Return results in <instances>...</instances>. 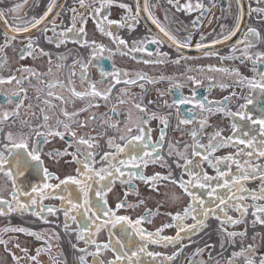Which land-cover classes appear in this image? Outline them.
<instances>
[{
  "label": "flooded vegetation",
  "instance_id": "1",
  "mask_svg": "<svg viewBox=\"0 0 264 264\" xmlns=\"http://www.w3.org/2000/svg\"><path fill=\"white\" fill-rule=\"evenodd\" d=\"M119 3H126L130 5L133 10L136 7V0H118ZM185 0H181L184 3ZM193 5H195L196 0H191ZM204 5L203 10H196L188 13L186 10L181 9L177 11L175 7L168 3V0H148V5L153 15L159 19L161 24H163L178 40L184 41L185 37H191L190 46L186 48L187 52L178 51L175 45L171 44L163 34L159 32V29L152 21L145 19L140 16L139 23L135 25L134 28L128 29L121 27L116 29L113 27L114 35H119L124 39L129 47L133 46V41H142L145 39H150L152 36H160L164 43L162 45L148 44L147 51L145 52H130L128 55H123L121 52L116 51V45L112 43L111 39L103 34H101L94 23V20L88 16V12L91 11V7H81L79 0H55V5L53 11L49 13L48 17L45 19L44 23L37 28L31 29L30 32L12 33L11 27L20 26L23 27L24 21L30 20L33 17L39 18L48 9V5L52 3V0H0V11L4 12V19L0 20V46L3 47V52L0 53V78L7 79V77L17 75L19 69L22 67H28L29 60L35 58H44L42 63H38L39 74L34 77L33 74L29 73L27 76L19 75V79H22L26 83V88L31 93L28 94L26 100L32 103V108L29 109L28 113L20 112L18 117L22 118L24 121H28L29 124L35 126L37 124L43 123L42 113L39 111L40 108H45L47 111V106L43 103L44 98H46V93L48 91V84L55 83L56 87L53 91L63 94L71 102L67 104H62L59 100L54 98H48L52 100V103L56 105L52 111L55 116L64 120L65 118L61 115V108L68 112H74L82 108H87L86 111L79 112V115L75 117L76 120L87 121V126L84 128H78L73 124V128L76 130L77 135H83L85 138L89 134L96 137L100 147L92 149V151L97 152L102 155L104 151H109L107 146L108 137H119L121 134L125 123L131 119L136 120L139 116H145L144 113L139 112L135 108V104L139 103L147 108V114L151 115L156 113L158 116L167 117L169 124L166 129V139L163 145L161 154L171 165L173 175L175 177L180 176V170L176 168L173 160L174 156H168V141L173 143L179 142L182 148L185 143H191V137L189 136V130L192 128L199 129V121L206 118L207 123L203 129V136L200 140L201 143L207 144L209 137L216 130L222 129V135L228 137L232 135L231 129V118L225 116L223 113L216 111V107L219 105L216 102H223L225 97H228L226 103V108L236 111L239 104L244 103L242 96H248L250 89L247 86H241L238 77L230 72H221L210 70L218 68L237 69L241 76L252 78L254 73L252 71L254 65L251 60L245 59L242 54L244 51V43H238L244 40V32L247 31L249 27L257 29L262 36H264V15L257 11H252L253 9L261 8L264 9V0H241L240 5H237L236 0H201ZM20 4V7L16 12L10 11L15 5ZM87 5H93V0H86ZM154 6V7H153ZM73 9L76 12H73ZM110 15L109 19L119 20L121 16L124 15V10L119 8L117 4H114L109 9ZM83 14L85 23L82 25L80 22V15ZM165 14H167V20L165 19ZM240 15V26L235 36H232L225 44L210 50L215 52L216 55L205 56L203 52L199 54H189V48H196L197 43L208 44L212 43L213 40H223V36L229 34L230 31L235 29L237 23V16ZM75 17V20H74ZM195 26H193V22ZM149 22V23H148ZM53 25H56V33L63 31L67 28H73V31L69 33V39L64 43H61L57 47V43L54 40L49 43L45 36L53 37L52 32ZM74 26V27H73ZM84 27V34L77 35L79 28ZM105 27H108L105 23ZM47 28L48 31L45 32L44 29ZM8 32L9 37L15 35L16 39L11 40L7 46H5V33ZM203 37V40H201ZM29 38L34 41L33 55L29 56L25 54L23 59L20 58V52L22 48H25ZM79 41V42H77ZM84 41H95L97 44H102L107 49H111L112 52L105 51L103 56L95 61L88 67V75L91 80L97 82L96 86L99 90L103 91L110 80L115 86L112 88V92L107 101L100 98L85 97L83 99L73 97L71 95L70 89L75 88L77 91H85V88L81 87V81L73 73H81V64H88L91 58V53L93 51L92 47L85 45ZM246 43V41H245ZM68 46L70 54L63 53L64 47ZM157 47L160 51L167 53L168 55L164 58L165 63H144L145 60L156 59L155 51ZM123 48V46H121ZM43 49V53L40 50ZM235 49V50H234ZM97 51H99L97 49ZM128 51V49H124ZM151 52L152 55L148 53ZM248 52L255 57L257 52H264V41H257L255 46L248 49ZM233 57L232 59H221V57ZM179 59V63H173V61ZM10 60V62H8ZM152 64L156 66L152 67ZM104 68L108 72H113V66L119 68L123 71L129 73V77L125 79L132 78L136 72H142L148 77L156 79L163 75L164 77H171V80L164 79L155 84L147 83L146 81H138L135 85H128L121 83H116L115 80L111 79L109 76L104 84L99 83L102 79L99 67ZM32 68L37 69V66H32ZM167 68V69H166ZM51 69V72H49ZM259 70L264 71V65H259ZM114 74V73H113ZM189 76L195 77L196 80L200 81V84H194L192 81L188 80ZM258 79V77H257ZM71 81V84L68 81ZM63 82L64 87H60L59 83ZM176 83L182 85L180 89H176L174 86ZM143 84V89L139 87ZM228 85L227 87H221V85ZM17 86V85H16ZM123 89V94L121 90ZM171 89V91H169ZM16 91L18 92V87H13L11 84L0 85V106L3 104L6 106L2 110L13 108V103L18 99L16 96H12L13 103L7 102L6 96L10 93ZM195 91V99L205 101L206 108L212 107L213 111L201 112L199 107H195L192 104L180 105L179 112L176 106L171 108L165 106V101L172 104L173 100L179 99L181 94L185 97L192 98V92ZM235 92L236 95L233 96L232 93ZM160 93H163L161 95ZM255 96V93H252ZM20 96V93H19ZM40 96V99H37ZM206 98V99H205ZM120 99L125 102L120 103ZM213 102L209 105L207 102ZM39 104H35L38 103ZM98 104V107H88L89 103ZM7 104V105H6ZM72 106V107H71ZM257 107H264V97L257 101H254L253 105L248 106V111L254 115L258 116ZM68 108V109H67ZM115 108V112L112 109ZM192 108L196 114L195 119L191 124L181 125L179 121L183 117L188 116L187 110ZM33 113L35 115H33ZM95 115V120H89L90 116ZM85 116V118H84ZM147 118V116H145ZM238 120V118H237ZM107 121V122H105ZM118 122L117 128H110L108 125ZM244 126V130L254 128L255 131L250 132V135H256L257 139H261L259 136L258 125L252 126L247 122L238 121ZM51 123V121H49ZM151 129V136L153 141L158 140L160 135V129L163 127L159 119H151L147 125ZM17 131L21 130V133H27L30 129L26 125H21L17 127ZM62 130V127H61ZM103 134V135H101ZM72 138L65 135V138L60 139L59 144H55L53 138H50V143L43 145V151L49 152L53 150L63 151L68 148L66 141H70ZM239 149H244L246 153L250 149H246L244 145L237 144L236 147H220L213 155L216 157H223L229 154H235ZM69 152H75V147L68 148ZM99 155H97V160H99ZM190 155V150H189ZM246 157L241 155L238 159L243 163ZM64 161H71V156L62 157ZM198 159V158H197ZM56 159L44 157L45 166L50 172L55 173L61 179L66 175H75V163H69L68 167H63L59 165H53ZM254 165H260L261 171H264V157H256L255 152L253 153V159L250 161ZM195 163V161H194ZM221 163L220 167L222 170H228V164ZM99 166V165H98ZM202 168L209 175H215V171L208 166L207 163L202 164ZM144 175L150 176L154 173H161L162 175H167L169 169L167 166H160V164L149 163L148 166L143 170ZM231 171L236 172V165L231 166ZM187 179V176L184 177ZM19 182L23 187L30 191L31 184H41L42 175L36 172H30L26 174L25 177H19ZM222 182V181H221ZM50 183H58V181H50ZM136 185L137 191L140 196L137 197L135 194H129L127 199L129 203H134L137 199H144L145 204L141 205L135 209H121L118 214L130 215L133 219L144 214L145 209L155 210L158 205H163L160 207V215L152 217L151 223H145V227L148 231H155L164 223H171V219L165 213L177 211H182L183 207L188 202V197L183 195L181 190L173 184L164 181L159 185L158 192H153L149 189L147 185L139 180L133 181ZM243 186L249 191H259L261 186V179L257 175L253 179H248L242 181ZM128 185H121L116 182L113 187L112 192L108 195V200L110 206L114 207L119 200L124 198L125 190ZM140 189V190H139ZM11 189L9 190V192ZM219 191L223 192V189ZM236 192V189H233ZM175 194L179 196L180 199L173 201L170 197ZM237 196L244 195L246 199L243 201L248 205H252L254 201L248 196L247 193H236ZM5 199H9L8 195H1ZM113 197V199H112ZM166 198V199H164ZM23 199V197L21 198ZM207 199V197H205ZM148 202V203H147ZM257 204H264V200L255 201ZM45 206H56L59 207L60 201L55 198H48L43 201ZM15 207V205H13ZM253 209L249 207L248 213L245 217L243 223L237 225H223L229 232H245L244 237H236L234 240H230L222 230L221 220L216 217H209L206 224L201 231L197 232L195 235L184 236V238L175 245H168L167 247H162L160 245L149 244L148 250L153 252H161L164 255H171L177 249L184 245L183 251L176 257V259L169 264H246L245 257L252 259L254 264H259L260 259L264 257V249L257 251H250L249 246L254 241L258 242L261 234H264V224L253 223L254 217L252 216ZM30 216L38 221L40 226L46 225L42 234L39 232L41 228L37 231L32 228L28 230L39 234L40 239L36 236L31 235L32 239L39 241L36 250L29 251L28 247H23L22 249H27V253H33V256L37 255V249H41L37 257L36 264H79V257H85V264H93L94 257L88 253L95 252V247L92 245L87 246V252H80L79 249L86 248L85 242L83 240L77 239V224L74 222H68V229L64 227V216L60 213V221H56L55 215H49L46 212L42 213L49 223H45L38 217L33 216L31 211H28ZM164 213V214H163ZM21 213L17 212L16 216H20ZM25 219H28L27 213L24 212ZM227 215L233 218L238 216V212L233 208L229 207L227 209ZM223 216V213L220 214ZM185 224H192L193 221L189 218L184 222ZM51 224L58 225L57 230L62 233L70 234V238H64L59 232H57ZM18 227H31L23 226L22 224L10 223L8 228H18ZM116 229L114 232H118ZM177 229L175 227H170L164 230L162 235L165 236H175ZM13 231H10L12 233ZM8 232L0 230V239H8ZM65 239L64 242L62 240ZM98 242H106L108 240L107 232L102 231L96 236ZM264 241V238H263ZM75 245V247H73ZM12 252H15L16 257L24 255L25 253L21 251L18 247L12 246ZM197 249L201 251L197 254ZM241 249H244L243 254L234 256V253H240ZM11 252V250H8ZM246 252H248L246 254ZM97 259L103 260L107 264L108 260L114 259V255L110 250H105L101 253ZM30 263V257L27 259L19 258L13 262L8 263V261H3V264H28ZM2 264V262H0Z\"/></svg>",
  "mask_w": 264,
  "mask_h": 264
},
{
  "label": "snow or ice",
  "instance_id": "2",
  "mask_svg": "<svg viewBox=\"0 0 264 264\" xmlns=\"http://www.w3.org/2000/svg\"><path fill=\"white\" fill-rule=\"evenodd\" d=\"M80 6L91 7V11L88 12V16L94 20L97 30L109 37L113 44L116 45V51L121 52L123 55H128L130 52H145L147 51L148 44L162 45L164 40L160 36H152L150 39L142 41H133V46L129 47L127 42L119 35H114L113 27L116 29L125 27L132 29L139 23L141 13H147L148 18L153 24L157 26L159 32L166 37L171 44L175 45L177 49L187 48L190 46L191 37H185L184 41L178 40L161 22L156 18L149 8L148 0H143L141 4L140 0H137L135 10L126 4L119 3L118 0H93V5L86 4V0H79ZM168 3L177 9V11L184 9L188 13L196 10H203L204 5L201 0H196L195 5L191 0H185L181 3V0H168ZM237 5H240L241 0H236ZM117 4L119 8L124 10V15L119 20L109 19V9ZM55 0L48 5L47 11L43 13L39 18L33 17L30 20L24 21L23 27L13 26L11 27L12 33L30 32L31 29L37 28L44 23L49 13L53 11ZM22 5H15L10 11L16 12ZM154 7V6H153ZM252 11H257L264 15V9L257 8ZM73 12H76L73 9ZM80 15V22L83 25L86 21L83 14ZM4 19V12L0 11V20ZM167 20V14H165ZM240 15L237 16V23L235 29L229 32V34L223 36V40H229L232 36H235L240 26ZM75 20V17H74ZM105 23L108 27H105ZM195 21L193 26H195ZM74 27V26H73ZM52 32L53 37L45 36V39L52 43L54 40L57 43V47L61 43L68 40L69 33L73 31V28H67L59 33H56V25H53ZM48 31L47 28L44 29ZM85 32L84 27L81 26L77 35H83ZM16 39L15 35L9 37L8 32L5 33V46L10 43L11 40ZM203 40V37H201ZM246 41V43H245ZM257 41H264V36L257 31V29L249 27L244 32V40L238 43H244L243 55L245 59L251 60L254 67L252 69L254 75L250 79L248 77L241 76L237 69L218 68L210 70L230 72L239 79L241 86H247L250 89L248 96H242L245 102L239 104L236 111L226 108L228 97L224 98L223 102H216L218 107L216 111L223 113L225 116L231 118L232 135L224 137L222 135V129L216 130L209 137L208 143L203 144L200 142L203 136V129L207 123V119H201L199 121V129L192 128L189 130V136L191 137V143H185L183 147H180L179 142L173 143L168 141V156H174L173 163L176 168L180 170V176L177 178L173 175L171 165L161 154L163 145L166 139V129L168 128L169 121L165 116H158L156 113L151 115L147 114V108L139 103L134 106L139 112L144 113L145 116H139L136 120L129 119L119 135V137H108L107 146L109 151H104L102 155L92 151V149L99 148L100 145L95 136L89 134L87 138L83 135H77L76 130L73 128V124L78 128H84L87 126V121H81L74 119L79 115V112L86 111L87 108H82L74 112H68L61 108V115L65 118L60 120L55 116L52 111L56 107L52 103L51 99L59 100L62 104L70 103L71 101L63 94L53 91L56 87L55 83L48 84V91L43 103L47 106L40 108L39 111L43 114V123L35 126L28 123V121H22V124L26 125L30 131L28 133H21L20 135H14L9 131L3 140H0V174H2L7 181L11 182V191L8 193L9 199H5L0 196V216L9 215L12 212H28L31 211L33 216L38 217L45 223H49L42 213L49 215H56L58 212H62L65 222L64 227L68 229V222H74L77 224V239L85 242L86 248L79 249L80 252H87V246L92 245L95 247V252L88 253L94 257L93 264H105L103 260L97 259L101 253L105 250H110L114 259L108 260L107 264H169L176 259V257L183 251L184 245H181L179 249L173 252L171 255H164L161 252H153L148 250L149 244L160 245L167 247L168 245H175L179 243L184 236L195 235L207 226L206 222L209 217H216L221 220L222 230L225 235L234 240L236 237H244L245 232H229L223 225H237L243 223L248 213L249 207L253 209L252 216L255 218L253 223L264 224V204H257L255 201L264 200V171H261L260 165H254L250 161L253 159V153L255 156L264 157V107H257L259 113L258 116L252 115L248 111V106L253 105L254 101L264 97V71L259 70V65H264V52H257L253 57L248 49L255 46ZM79 42V41H77ZM221 40H213L212 44L220 43ZM85 45L92 47L91 58L88 64H81V73H73L81 81V87L85 88V91H77L75 88H71L70 92L73 97L83 99L85 97H91L93 99L100 98L105 101L109 99L112 92V88L115 86L108 81L107 87L101 91L97 88V82L91 80L88 75V67L95 61L99 60L105 51L112 52L111 49L105 48L102 44H97L95 41H84ZM34 41L29 38V41L25 48L21 49L20 58L23 59L26 55H33ZM123 46V48H121ZM3 47L0 46V53L3 52ZM197 49L208 48L209 45L197 43L195 45ZM97 49L99 51H97ZM128 49V51H124ZM235 50V49H234ZM43 53V49L40 50ZM47 55V53H43ZM152 55L151 52L148 53ZM205 56L216 55L215 52L205 51ZM156 59L145 60L144 63H165V57L168 55L160 51L157 47L155 51ZM35 58V57H33ZM233 57H221V59H232ZM177 59L173 63H179ZM99 67V65H97ZM19 71L34 73L31 68H21ZM99 71L102 79L99 83L104 84L105 80L111 76L112 80L116 83L123 82L128 85H135L138 81H146L150 84L158 83L164 79L171 80V77H160L153 79L148 77L142 72H136L132 78L129 77V73L113 66V72H108L104 68L99 67ZM51 72V69H49ZM114 73V74H113ZM258 77V79H257ZM188 80L194 84H200V81L195 77L189 76ZM15 81L16 85L22 84V79H18L15 75L7 77V79L0 78V85L11 84ZM59 83L60 87H64L63 82ZM71 84V81H68ZM228 85H221V87H227ZM139 87L143 89L144 85L140 84ZM176 89L182 87L181 84L176 83L174 86ZM171 91V89H169ZM20 92H25L23 87L19 88V91L10 92L7 96V102L12 104V96H16L19 99L18 103H15V107L12 111H3L0 109V125L9 121L13 116L18 117L20 115L19 109L23 106V101L27 97L21 98ZM123 94V89L121 90ZM252 93L256 95L253 96ZM163 95V93H160ZM195 91L192 92V98L185 97L181 94L179 99L173 100L172 104L165 101L166 107L176 106L179 112L180 105L192 104L195 107H199L201 112H212V107H207L205 101L195 99ZM236 95L235 92L232 93ZM40 99V96H37ZM206 99V98H205ZM120 103H124L123 99H120ZM211 105L213 102H207ZM98 104L89 103L88 107H98ZM29 109L32 105L27 106ZM115 112V108L112 109ZM188 116L180 119L179 124H191L195 119L196 114L192 108L187 110ZM33 115H35L33 113ZM238 118V120H237ZM89 120H95V115L90 116ZM151 119H159L163 127L160 129V135L158 140L153 141L151 136V129L147 127ZM51 121V123H49ZM247 122L252 126L258 125L259 136L261 139H257L256 135H250V132L255 131L254 128H249L248 131L244 130V126L238 122ZM107 122V121H105ZM110 128H117L118 122L108 125ZM62 127V130H61ZM3 128L0 127V132ZM70 136L72 139L66 141L68 148L75 147V152H69L68 148L61 150H53L49 152L43 151V145L50 143V138L59 137L64 139L65 135ZM103 135V134H101ZM237 144H242L246 149H250L246 153L244 149H239L235 154H229L223 157H216L213 154L220 147H236ZM190 150V155H189ZM99 155V160H97ZM244 155L246 158L243 163L238 159L239 156ZM47 156L51 159L59 160L65 156H71V161L67 163H75V175H66L63 179L57 176L55 173L50 172L45 166L44 157ZM198 158V159H197ZM195 161V163H194ZM228 170H222L221 163H227ZM149 163L160 164V166H167L169 171L167 175L161 173H154L153 175H144V169ZM207 163L215 171V175H209L202 168V164ZM236 165V172L231 171V166ZM99 165V166H98ZM36 172L42 175L41 184H31L30 191L22 186L19 182V177H25L30 172ZM259 175L261 179V186L259 191L249 192L242 184V181L253 179ZM187 176V179L184 177ZM58 181V183H50V181ZM139 180L149 187L153 192H158L159 185L162 182L167 181L170 184L176 185L183 195L188 197L187 204L183 207L182 211L175 213H165L171 219V223H164L155 231H148L143 225L145 223H151L152 217L160 215V207L158 205L155 210L145 209L144 214L133 219L130 215L118 214L121 209H135L145 204L144 199H137L134 203L128 202V195L135 194L137 197L140 193L136 189V185L133 181ZM222 181V182H221ZM116 182L121 185H128L125 190L124 198L119 200L114 207L110 206L108 195L112 192ZM223 189L224 191H219ZM236 189V192H233ZM236 193H247L248 196L254 201L252 205H248L243 201L246 199L244 195L237 196ZM23 197V199H21ZM207 197V199H205ZM48 198L59 199L60 205L45 206L43 201ZM173 201L180 199L179 196L173 194L170 197ZM15 205V207H13ZM231 207L238 212V216L233 218L227 215V209ZM223 213L221 217L220 214ZM193 221L192 224H185L188 219ZM175 227L177 229L175 236L162 235L165 229ZM118 229V232L114 230ZM4 231H13L26 233L28 235L36 236L40 239L39 234L30 232L23 227L18 228H5ZM102 231L107 232L108 240L106 242H98L96 236ZM184 234V236H182ZM0 243L6 244L7 242L0 239ZM19 247V245H16ZM75 247V245L73 246ZM252 246H249L251 249ZM21 251L27 253V249H21ZM41 249H37V255H39ZM197 249V254L200 252ZM244 249H241L240 253H234V256L243 254ZM13 259L19 258L13 254ZM31 260H36V256L30 257ZM79 264H85V257L80 256ZM246 264H254L252 259L245 257ZM190 264L193 262L190 261ZM231 264V261H229ZM259 264H264V257L260 259Z\"/></svg>",
  "mask_w": 264,
  "mask_h": 264
},
{
  "label": "rangeland",
  "instance_id": "3",
  "mask_svg": "<svg viewBox=\"0 0 264 264\" xmlns=\"http://www.w3.org/2000/svg\"><path fill=\"white\" fill-rule=\"evenodd\" d=\"M63 53H66L67 55L70 54L67 45L64 47V51L61 54H63ZM43 59L44 58H33L32 60H29V64L30 65L28 67H26V68H31V69L34 70V73H35V74H33L34 77L36 75L38 76L39 68H40V66H38V63H42ZM8 62H10V60H8ZM33 65L37 66V69L32 68ZM151 66L154 67V66H156V64H152ZM22 68H24V67H22ZM28 74H29L28 72L19 71V73H17L16 77L19 79V75H22L25 78V76H27ZM11 85H13V87H16V88L18 87V90H19L20 87H23V88L26 89V93L25 92H20V97L21 98H23V97H25V96H27L28 94L31 93L30 91L27 90L26 83H24V81H22L21 85H17V86H16L15 81H13L11 83ZM18 102H19V99H17L13 103V105H14L13 108L5 109L3 111H12L14 109V107H15V103H18ZM29 104L32 105V103L29 100L24 99L23 106L19 109V112L28 113L29 112V108L27 106ZM35 104H39V102L35 103ZM5 107L6 106L3 104L2 106H0V109H3ZM84 118H85V116H84ZM22 121H24V120H22V118L13 116L9 121H7L4 124L0 125V127L3 128V131L0 132V140H3L4 137L6 136V134L9 131L13 132L14 135H19L21 130L17 131L18 129H16V128L20 127L21 125H23ZM53 140L55 141V144H59L60 143V138L59 137H55V138H53ZM52 163H53V165H59V166H63V167H68L70 165L69 163L64 161L62 158H60L59 160H55L56 164H54V162H52ZM10 189H11V182L7 181L6 178L2 174H0V196L1 195H8ZM112 199H113V197H112ZM164 199H166V198H164ZM16 213L17 212H12V213H10L9 215H6V216H0V230H4L5 228H8V225L10 223H14V224H22L23 226H31V227H23V228H25L27 230H30V231L32 230V228H34L37 231V226H38V228H41L40 229L41 232H39V233L42 234L44 229L47 227L46 225L40 226L38 224V221L35 218L30 216L29 212H26L28 219H25L26 216L24 214L22 215V213H24V212H19V213H21L20 216H16ZM60 213L61 212H58L55 215V219L58 222L60 221ZM51 226H53V228L57 232L63 234L62 236L64 238H66L67 242H68V240H69V238L71 236L70 234L62 233L60 230H57L58 225H56V224H51ZM7 232H8V234H7L8 239H5V241L7 243L6 244L0 243V262H2V264H3V261H8V263L15 261L13 259V254H15V252H12V249H11L12 246L16 247V245H19L18 248L20 250L23 247H28V250L31 251V252L36 250L39 241L36 240V239H32L30 237L31 235H28L26 233H20V232H12V233H10V231H7ZM263 238H264V234H261V237L258 239V242L254 241L252 244H250L252 246L250 251H254V248H257V251L260 250V249H264ZM64 241H65V239L62 240V242H64ZM40 249H42V248H40ZM8 250H11V252H9ZM247 253L248 252H246V254ZM22 254H24V255H20L19 258L27 259V258L33 256V253H30V252L22 253ZM38 256H40V255H36V260H31L30 259V263H28V264H36Z\"/></svg>",
  "mask_w": 264,
  "mask_h": 264
},
{
  "label": "water",
  "instance_id": "4",
  "mask_svg": "<svg viewBox=\"0 0 264 264\" xmlns=\"http://www.w3.org/2000/svg\"><path fill=\"white\" fill-rule=\"evenodd\" d=\"M57 1H62V0H57ZM136 1H137V0H136ZM140 2H141V4H143V0H140ZM136 3H137V2H136ZM141 16H142L143 18L149 20L147 13H143V12H142V13H141ZM148 23H149V22H148ZM221 41H222V42H220V43H216V44H212V43L205 44V45H209L208 48H202V49H197V48H194V49H193V48H189L188 53H189V54H199V53H201V52H203V51H210V50H213V49L219 47L220 45L225 44L228 40H221ZM175 48L177 49L176 46H175ZM177 50H178V49H177ZM178 51L187 52L186 48L179 49Z\"/></svg>",
  "mask_w": 264,
  "mask_h": 264
}]
</instances>
